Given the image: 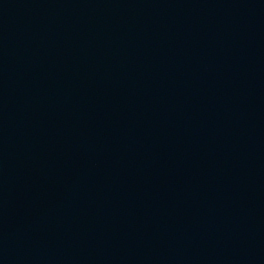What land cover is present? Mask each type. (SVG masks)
Instances as JSON below:
<instances>
[{"label": "water", "instance_id": "obj_1", "mask_svg": "<svg viewBox=\"0 0 264 264\" xmlns=\"http://www.w3.org/2000/svg\"><path fill=\"white\" fill-rule=\"evenodd\" d=\"M0 264H264V0H0Z\"/></svg>", "mask_w": 264, "mask_h": 264}]
</instances>
